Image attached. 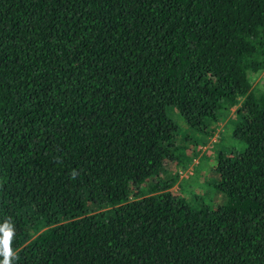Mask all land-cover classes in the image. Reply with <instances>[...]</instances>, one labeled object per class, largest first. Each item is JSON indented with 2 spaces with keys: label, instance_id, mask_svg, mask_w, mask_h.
<instances>
[{
  "label": "trees",
  "instance_id": "obj_1",
  "mask_svg": "<svg viewBox=\"0 0 264 264\" xmlns=\"http://www.w3.org/2000/svg\"><path fill=\"white\" fill-rule=\"evenodd\" d=\"M263 70L264 0H0L13 264H264ZM232 108L193 208L177 167Z\"/></svg>",
  "mask_w": 264,
  "mask_h": 264
},
{
  "label": "rangeland",
  "instance_id": "obj_2",
  "mask_svg": "<svg viewBox=\"0 0 264 264\" xmlns=\"http://www.w3.org/2000/svg\"><path fill=\"white\" fill-rule=\"evenodd\" d=\"M264 82V70L253 77V86L262 85ZM172 117L178 119L176 113L172 112ZM235 118V109L232 108L227 118L219 122L213 134L209 136L206 142L199 145L196 156L187 164L185 168L177 167V182L172 185L173 189L181 187V195L193 208H199L202 204L217 205L220 200L216 199L210 181L209 168L211 166L215 150L228 148H239V143L230 136L231 122ZM177 121V120H176ZM178 125L184 128V124L178 120ZM196 134V133H195ZM198 136V134H196ZM181 139L177 137V140ZM174 168V167H173ZM172 169L164 164L159 172L160 176H169ZM207 181H206V180ZM205 180V181H204Z\"/></svg>",
  "mask_w": 264,
  "mask_h": 264
},
{
  "label": "clouds",
  "instance_id": "obj_3",
  "mask_svg": "<svg viewBox=\"0 0 264 264\" xmlns=\"http://www.w3.org/2000/svg\"><path fill=\"white\" fill-rule=\"evenodd\" d=\"M15 234L16 229L10 218L0 223V264H13V261L18 259L12 247Z\"/></svg>",
  "mask_w": 264,
  "mask_h": 264
}]
</instances>
